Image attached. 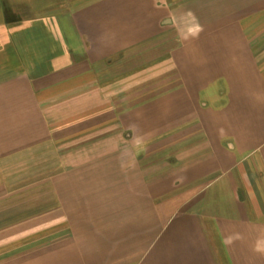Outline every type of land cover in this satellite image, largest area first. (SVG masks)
<instances>
[{
	"label": "crops",
	"instance_id": "crops-1",
	"mask_svg": "<svg viewBox=\"0 0 264 264\" xmlns=\"http://www.w3.org/2000/svg\"><path fill=\"white\" fill-rule=\"evenodd\" d=\"M0 264H264V0H0Z\"/></svg>",
	"mask_w": 264,
	"mask_h": 264
}]
</instances>
